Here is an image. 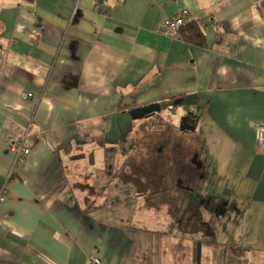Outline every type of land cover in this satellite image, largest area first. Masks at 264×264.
Returning a JSON list of instances; mask_svg holds the SVG:
<instances>
[{"label":"crops","instance_id":"obj_1","mask_svg":"<svg viewBox=\"0 0 264 264\" xmlns=\"http://www.w3.org/2000/svg\"><path fill=\"white\" fill-rule=\"evenodd\" d=\"M101 3L0 0V264H88L91 255L102 264H264V153L254 130L264 122V0ZM184 9L204 44L159 33ZM179 98L195 128L182 130L183 117L168 126L214 143L208 162L198 152L190 164L211 180L200 189L180 180L179 196L147 198L143 188L123 198L111 183L102 192L111 173L134 187L126 171L142 167L128 163V144L147 126L130 111H177ZM23 138L31 151L15 165L12 146ZM149 151L151 165L164 162V150ZM126 200L169 227L150 229L131 207L118 213Z\"/></svg>","mask_w":264,"mask_h":264},{"label":"rangeland","instance_id":"obj_2","mask_svg":"<svg viewBox=\"0 0 264 264\" xmlns=\"http://www.w3.org/2000/svg\"><path fill=\"white\" fill-rule=\"evenodd\" d=\"M182 111V106L180 105L178 106L177 111H172L170 109L163 108L160 112H156L150 115L149 117L136 120L137 127L139 125H143L147 126V129H136L133 133L134 136L131 137V143L133 144H128V147H130L131 151V156L130 158H128V160L130 159L128 163L134 164L135 169L138 167V165L142 166L140 171H126L131 172L130 182H132V185H134V187L129 188L128 185H126L127 183H129V181L125 182V180H120L117 176V173H111L112 176H110V178H107V180L105 181V187L102 192L109 193V189L107 188V186L111 183L113 184L111 185L112 187L123 190V192L119 194L123 198L126 196V190H129L130 195L135 196L143 188L144 191L149 190L148 193L144 195L147 198H149V193L157 195L179 196V188L176 187V183L178 184L180 180H186L188 184L194 186L196 189H200L203 186L202 182L211 180V174L208 169H206L207 176L201 179V177L196 174V170L190 164L192 155L198 152L201 154V157L208 162L211 159L210 152L212 153V148L215 147L214 143H209V148H206L205 146H203L204 137L202 135V132L197 131L196 135L194 134V132L191 135H184L181 134V132L179 133V130H172V128L168 126V123H180L183 117ZM190 122V125L194 126V120ZM156 132H158V134L155 137L152 135V133ZM163 132H166V134H163ZM199 138H201V140L198 141ZM183 139L185 140L183 141ZM154 148L164 150L165 155L161 154L164 160L162 164H160V162L158 161L157 163L154 162L153 166L149 163V149ZM123 160L124 159L122 158L121 161ZM182 164H187L185 169L181 167ZM119 165L120 164L118 163V166ZM149 168L152 172L151 179L155 182H158V179L159 186L163 183V188H157L159 193H155V188L153 187V185L149 189ZM183 170L185 171L183 172ZM161 179L163 180L161 181ZM138 204L139 201L128 202L126 200L123 201L122 205H120L116 209L118 210V213H124L125 211L130 212V207L137 213L139 211L140 213L146 212V215L149 217L147 223L149 224L150 229L159 227H164L167 229L169 227L164 226V221L161 220L156 214H153V210H149V208H147L149 211H145L146 209L142 211L141 209L139 210ZM110 207L111 209L108 211L113 210L116 214H118L116 212V209H112V205ZM121 215L124 218L123 220L125 222H127V220L128 222H131L128 215ZM126 217L128 218L127 220L125 219Z\"/></svg>","mask_w":264,"mask_h":264},{"label":"built area","instance_id":"obj_3","mask_svg":"<svg viewBox=\"0 0 264 264\" xmlns=\"http://www.w3.org/2000/svg\"><path fill=\"white\" fill-rule=\"evenodd\" d=\"M190 20L191 17L189 11L184 9L176 17L165 19L161 23L158 31L171 38H179L180 27L186 25ZM23 95L25 97H32L33 93L24 92ZM254 130L256 136V150L260 153H264V122L256 123ZM12 148L15 153V165L22 163L31 151L26 138L13 144ZM6 193L7 189L5 187L1 189L0 202L6 199ZM88 264H102V260L96 255H91Z\"/></svg>","mask_w":264,"mask_h":264},{"label":"water","instance_id":"obj_4","mask_svg":"<svg viewBox=\"0 0 264 264\" xmlns=\"http://www.w3.org/2000/svg\"><path fill=\"white\" fill-rule=\"evenodd\" d=\"M183 103V98H179L174 101V104L176 105H181ZM162 110L161 104L160 103H151L139 107H135L130 111V115L132 116L133 119H141V118H146L149 117L150 115L160 112ZM187 118L188 116H184L182 121L183 124L181 126V129L184 130H189V129H194V126H191L187 124Z\"/></svg>","mask_w":264,"mask_h":264},{"label":"trees","instance_id":"obj_5","mask_svg":"<svg viewBox=\"0 0 264 264\" xmlns=\"http://www.w3.org/2000/svg\"><path fill=\"white\" fill-rule=\"evenodd\" d=\"M99 3H101V0H99ZM179 37L188 41L189 43L204 44L203 31L198 21L194 19H191L186 25L180 27ZM187 103L190 104L188 100Z\"/></svg>","mask_w":264,"mask_h":264},{"label":"flooded vegetation","instance_id":"obj_6","mask_svg":"<svg viewBox=\"0 0 264 264\" xmlns=\"http://www.w3.org/2000/svg\"><path fill=\"white\" fill-rule=\"evenodd\" d=\"M187 116H188V119H189V121H196V118H195V116L193 115V116H190V115H188V114H186ZM187 122H188V120H187ZM191 123V122H190ZM189 123V124H190Z\"/></svg>","mask_w":264,"mask_h":264}]
</instances>
